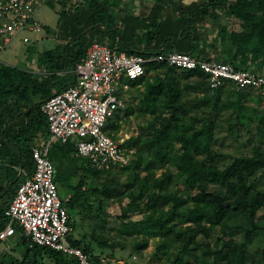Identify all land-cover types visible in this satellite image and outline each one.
<instances>
[{
	"label": "trees",
	"instance_id": "obj_1",
	"mask_svg": "<svg viewBox=\"0 0 264 264\" xmlns=\"http://www.w3.org/2000/svg\"><path fill=\"white\" fill-rule=\"evenodd\" d=\"M134 1L129 0L125 5V0H48L54 8L56 4L63 7L58 24L64 42L39 54L40 64L48 69L46 78L41 79L38 72L26 67L0 64V230L7 225L6 209L21 183L16 180L22 176L18 167L33 172L32 146L37 133L42 132L44 137L49 134V123L41 105L72 83L73 67L85 59L94 41L115 46L113 42L120 35L123 45L146 56L177 49L203 57L204 46H211L217 52L214 51L216 57L207 59L226 61L238 69L264 74V0L189 3L153 0L155 4L148 15H134L130 9ZM233 18L238 20L237 28L231 26ZM209 20L216 22L217 27L211 40L203 36L205 29L201 27ZM44 26L47 31L52 30ZM138 30H142L140 37ZM132 37L136 41L147 39L152 46L141 48L135 40L132 42ZM149 66L155 75L140 77L133 85L139 98L137 117L147 112L154 114L152 125L148 129L141 126L142 132L122 143L123 147L133 149L126 165L99 168L87 157L75 155L74 142H54L49 148L59 188L73 175H79L69 198L64 199L71 225L70 240L96 259L103 252L115 256L118 245L142 255L150 239L157 238L156 254L165 255L169 264H206L209 258L208 264H264V245L257 246L254 252L247 248L263 233L255 217L264 205L259 186L264 178V111L259 107L264 102V87H238L227 81L211 88L207 74L201 69L182 70L157 61H151ZM58 76L64 79H57ZM139 84L145 86V91H138ZM203 88L209 90L204 95L197 94L190 103L179 94V91ZM227 91L232 96L221 99ZM249 99L255 102L253 106ZM132 105L126 110L127 116L129 110L134 112ZM211 108L237 112L225 119L227 124L223 123L233 136L240 134L242 125L249 127V134L257 131L259 140L256 135L251 136L255 140L250 153L229 155L221 148L212 147L216 118L200 120L201 116L212 113L208 110ZM116 116H120V111ZM115 124V119H111L105 129L117 140L119 125ZM203 154L205 157H200ZM157 167H164L160 175ZM180 182L183 187L177 185ZM217 188L223 190V195L211 192ZM191 190H195L187 200L191 205L183 208V197ZM241 195L243 200L238 202ZM112 200L119 201L123 209L115 217L105 213ZM80 203L86 205L81 208ZM138 208L146 209L143 217L131 218L129 211ZM183 211L188 214L187 222L177 223L175 219ZM84 212L95 213L101 220L96 227L112 235L111 239L87 230L76 236L79 231L76 218ZM243 215L247 219L243 239L235 243L228 239V231L235 224L241 227ZM218 228L221 234L213 245L198 242L200 234L210 239ZM12 236L21 255L9 257V264H76L73 257L61 250L31 246L30 237L19 225ZM186 251L188 255L183 254ZM193 254L199 256L197 261L191 259ZM5 259L6 255L0 264H6ZM138 260L141 262L139 257Z\"/></svg>",
	"mask_w": 264,
	"mask_h": 264
},
{
	"label": "built area",
	"instance_id": "obj_2",
	"mask_svg": "<svg viewBox=\"0 0 264 264\" xmlns=\"http://www.w3.org/2000/svg\"><path fill=\"white\" fill-rule=\"evenodd\" d=\"M48 0H0V64L1 52L17 37L30 41L27 31L40 32L42 26L36 11ZM167 62L182 70L201 69L207 74L209 87L232 81L238 87H264V74L251 69H238L226 61L197 57L173 49L149 55L119 50L107 42L94 41L86 57L72 69L73 81L55 92L41 105L49 123V134L32 146L35 166L29 173L17 166L23 175L6 215L7 225L0 230V240L15 234L19 225L30 237V245H45L73 257L76 264H144L136 259L98 258L69 238L71 225L63 194L55 181V167L49 157L54 142H74L75 155L87 157L99 168L124 166L133 149L122 146L105 129L116 112L124 111L134 95V82L146 74L147 62ZM138 258V257H137Z\"/></svg>",
	"mask_w": 264,
	"mask_h": 264
},
{
	"label": "rangeland",
	"instance_id": "obj_3",
	"mask_svg": "<svg viewBox=\"0 0 264 264\" xmlns=\"http://www.w3.org/2000/svg\"><path fill=\"white\" fill-rule=\"evenodd\" d=\"M75 1V0H74ZM73 2V1H72ZM187 3V2H186ZM56 10L54 9L53 5L50 4V2L44 3L43 5H41L39 7V9L36 11V15L35 18L39 21L40 25L42 26V30L40 32L38 31H33V30H29L27 31V34L31 37L30 41L28 43H23L22 38H15L13 40L12 43H10V45L8 47H6L2 52H1V59L4 63L7 64H11V65H16V66H21V67H26L28 69L34 70L36 72H38V76L41 79H45L46 78V74H47V66L41 65L39 62V54L43 53L44 51H46L47 49L50 48H55V46L57 44H60L62 42H64V40L62 39L61 36V31H60V26L58 24V18H59V14L61 12V10H63V7L60 4H56L55 6ZM211 22H209L208 24L205 23L203 26V29H205V32L209 35L210 37L208 39H212L215 37V34L217 33V27H216V22L212 23V20H209ZM231 21V20H230ZM238 20L236 18H233L231 21V26L232 28H237L239 25L237 24ZM44 25H48L50 27V29H52L50 32L47 31V29L45 28L46 26ZM31 47V50L28 51V47ZM27 52H31V54H28ZM29 56H28V55ZM150 63L151 62H147V67H146V74L145 76H153L155 75L154 71H150ZM69 72V71H67ZM64 72V73H67ZM61 74H63V72H60ZM64 79V77L62 76H58L57 79ZM242 89V88H241ZM209 89L207 88H203V89H199V90H184L182 93L179 91L180 95H183L184 100H187L190 102L195 101V96L198 95H204L206 94V92ZM138 91H145V86L142 84H139L138 86ZM137 91L134 94V99L132 97V101L131 103H135L136 101H138V95L136 94ZM232 95L230 93L225 92V94H222L221 99L225 100L228 97H231ZM249 104L250 105H254L255 102L251 99H249ZM138 104H134L132 105L134 112L133 113H129L128 111V115L127 113L124 114L123 116H118L115 119V125H119V131H118V140L119 142H122V139H124V141L126 139H129V137L133 136V135H137L140 132H142L143 130L141 129V126L145 127V128H150L151 127V122L153 119V115L151 113H145V114H141L140 116L137 117V113L139 112L137 109ZM261 111H264V102L262 103V105L259 106ZM210 110L212 113H209L207 115H203L200 117V120H205V119H209L210 117L215 116L216 118V125H215V129H214V136H213V143L214 145L212 146L213 148H221V150L225 151L227 154H236V153H240V152H246V153H250L252 146L254 144V138L251 139V136L256 135V140H259L258 138V134L256 131L255 133H251L249 134L248 132V126H240V134L238 136H233L232 133L229 131V127L226 125V121L225 119L228 117H232L234 115L237 114V112L228 109L226 110H218V109H208ZM227 114V115H224ZM221 115V116H219ZM226 123V124H223ZM114 124V122H113ZM250 137V138H249ZM123 141V142H124ZM180 146V143H177V148ZM179 150V148H178ZM206 154L200 155V157H205ZM164 170V167H157V173L158 175L161 174V172ZM23 179V175L22 176H18L17 177V181H21ZM55 179H58V175L55 174ZM79 180V175L75 174L73 175L69 181L65 182L62 184L60 190L63 194L64 199H68L69 195H70V190L71 187L73 186L74 183H77V181ZM179 187H183V183H179L177 184ZM259 186H260V191L262 190L261 193L264 194V178H262V180L259 182ZM211 190V189H210ZM214 192L215 194L218 195H223V190H221L220 188L217 189H213L211 190V192ZM195 192V190H191L188 193H186L184 195V205L183 208L188 207V205H191V201L188 202L187 200L189 199V196L192 195ZM257 192L253 191V194L256 195ZM242 196V198H240ZM238 199V202H242L243 200V196L241 195ZM126 201H128V199H126ZM236 202V201H235ZM80 207L82 208L83 206H85L86 204L80 203L79 204ZM167 208H169V206H166ZM122 207L121 204L119 203V201H113L110 203L109 206H107L105 208V213L106 215H109L110 217H115V215H120L122 213ZM146 209H141L138 208L134 211H129V215L132 216L131 218L134 219H139L143 217L144 211ZM177 216V215H176ZM109 217V218H110ZM188 219V214L186 211H183V213L178 214V216L176 217L175 221L177 223L180 224H185L187 222ZM81 220H82V224H81ZM246 218L243 216H241V227H237V224H235L234 226H232L229 231H228V239L233 240L235 243L237 241H241L243 239V233H244V224L246 223ZM100 218L96 216L95 213H83L81 215H77L76 218V226L78 228V233L76 236L79 235V232H85L87 230V232H89L90 234H92L95 231L96 235H100L99 237H104L111 239L112 235L107 234L101 227H96L97 222H100ZM255 221L257 223V225H259V229L262 228L263 233L261 235H258L257 238L255 239V241L250 244L247 248H251V252H254L256 250L257 246H263L264 245V205L260 207V209L258 210V213L255 217ZM234 222H232L233 224ZM113 223H111L110 221V225H112ZM117 227V226H116ZM115 229H113L114 231ZM220 228H218L217 231H215V234L212 238L208 239L205 235L200 234L198 236V242H201L202 244L205 245H213L216 241V237L217 235H220L221 233H219ZM113 233V232H112ZM259 239V240H258ZM7 242H1L0 240V260L4 257V255H6V264L10 263L9 257L11 258L14 254L15 255H21V250H17L16 247L18 246V244H16V241L13 242L15 239L13 236L9 237L7 239ZM156 243H157V238H151L150 239V243L148 244L147 247H145L143 249V254H139L137 252H133L131 248L126 247L125 249L122 248L120 245H118L114 250H115V256H110L113 258H121V259H129L131 257H134L135 255L137 257L140 258L141 263L144 264H169L168 260L165 259V255L161 254L160 252H158V254H156ZM219 245H222V241L219 242ZM100 252V249L97 250V253ZM10 253L12 255H10ZM95 253V252H94ZM183 254H189L188 251L184 252ZM102 255H106L103 254ZM136 257V259H138ZM199 258L198 255L193 254L192 255V260L193 261H197V259ZM211 260V258H209L207 260V263ZM200 261V260H199Z\"/></svg>",
	"mask_w": 264,
	"mask_h": 264
},
{
	"label": "crops",
	"instance_id": "obj_4",
	"mask_svg": "<svg viewBox=\"0 0 264 264\" xmlns=\"http://www.w3.org/2000/svg\"><path fill=\"white\" fill-rule=\"evenodd\" d=\"M71 1H74V0H71ZM127 1H129V0H125V5L127 4ZM192 0H184V2H187V3H189V2H191ZM68 2H70V0H68ZM153 4H155L154 3V1L153 0H135L134 1V3H132V6H131V8L130 9H132V12H134L133 14L134 15H138V14H143L144 13V15H148V14H150V8L153 6ZM168 5V4H167ZM169 6V5H168ZM172 6V5H171ZM170 7V6H169ZM55 10H56V8H54ZM142 11V12H141ZM121 15H123V14H121ZM59 16H60V14H59ZM59 19V18H58ZM208 23V22H207ZM138 35L137 36H139L140 37V35L142 34V30H138ZM136 36V37H137ZM203 36H205L206 38H209L210 37V34L208 35L205 31H204V33H203ZM136 37H132L133 38V40H132V42L135 40V38ZM138 37V38H139ZM137 38V39H138ZM203 39V38H202ZM124 40V39H123ZM124 42L125 43H127V44H130V46L132 45H134V44H132L131 42H128V41H126V40H124ZM140 42V43H139ZM114 45L116 46V47H120V46H123V47H128L127 45H123V42H122V38H121V36L119 35H117L116 36V38H115V40H114ZM139 44L140 45V47L141 48H148V47H151L152 46V44L150 45V43L148 42V40L146 39V40H141V41H136L135 40V44ZM203 50H205V52H201L202 53V56L203 57H206V58H208V57H210V56H212V57H216V54L215 53H217L216 52V50L214 49V47H205L204 46V49ZM214 51H215V53H214ZM200 54V53H199ZM72 72V71H71ZM135 90H134V94H135ZM137 94V93H136ZM133 99H134V95H133ZM132 101V100H131ZM131 101L129 102V104H136V103H138L139 102V98H138V101H136L135 103H131ZM129 104H128V106H129ZM128 108V107H127ZM127 110V109H126ZM126 113V112H125ZM38 135H37V138L36 139H38V140H42L41 139V137H44V135L45 134H43L42 132H40V133H37ZM8 240H5V241H1V242H7ZM16 241V239L13 241V242H15ZM16 244H17V242H16Z\"/></svg>",
	"mask_w": 264,
	"mask_h": 264
},
{
	"label": "clouds",
	"instance_id": "obj_5",
	"mask_svg": "<svg viewBox=\"0 0 264 264\" xmlns=\"http://www.w3.org/2000/svg\"><path fill=\"white\" fill-rule=\"evenodd\" d=\"M2 63H4V62H2ZM147 65V64H146ZM145 76V75H144ZM143 77V76H142ZM139 86V85H138ZM128 107V106H127ZM127 107H126V109H127ZM126 109L124 110V111H120V116H122V115H124L125 114V112H126ZM119 112V111H118ZM118 112H116V114L118 113ZM117 118V116L115 115V117H113L112 119H116ZM108 124V123H107ZM118 140V139H117ZM1 241H5V240H1Z\"/></svg>",
	"mask_w": 264,
	"mask_h": 264
}]
</instances>
